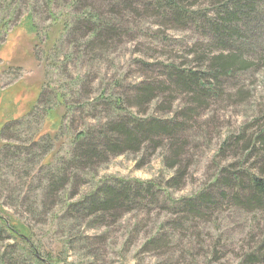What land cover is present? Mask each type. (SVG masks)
I'll list each match as a JSON object with an SVG mask.
<instances>
[{"label": "rangeland", "instance_id": "obj_1", "mask_svg": "<svg viewBox=\"0 0 264 264\" xmlns=\"http://www.w3.org/2000/svg\"><path fill=\"white\" fill-rule=\"evenodd\" d=\"M169 1L185 12H158L155 0H0V214L31 226L45 258L264 264V207L247 182L264 179V0ZM173 69L205 86L178 83ZM130 116L167 123L160 145L94 158L67 198L103 182L156 187L94 228L54 219L65 206L39 189L45 171L68 161L79 132ZM201 192L194 207L181 202Z\"/></svg>", "mask_w": 264, "mask_h": 264}, {"label": "trees", "instance_id": "obj_2", "mask_svg": "<svg viewBox=\"0 0 264 264\" xmlns=\"http://www.w3.org/2000/svg\"><path fill=\"white\" fill-rule=\"evenodd\" d=\"M155 6L158 12L170 7L176 16L185 12L176 3H172L169 0H155ZM233 59L231 57L224 60L227 63H219L214 68L215 71L217 70V73H219L224 72V70H230ZM172 71V76L182 85L188 86L189 83H195L202 87L205 86L203 85L204 83H201V80L204 79L201 75L199 76L193 72L192 74H186V72L179 69H173ZM145 89L149 90L148 88ZM167 127V123L154 118L141 119L130 116V119L128 117L116 120L111 119L104 122L100 128L94 131L79 132L72 141L73 149L68 161H64L63 158L60 159L57 164L45 171L44 176L38 183L40 190L52 191L53 194L57 192V199H60V203L63 202L62 205L65 206L64 211L55 215L54 219L70 223L72 227L75 220H82L86 222L87 227L94 228L102 225L111 211H113V216L118 217L117 213L122 212L124 206L133 205L136 203L137 197L140 198L142 193H149L150 189L156 187V183L152 180L145 182L136 180V186L134 187L129 182L124 184H107L103 182L97 184L92 191L76 200L67 198L70 190L68 186L73 185L77 171L86 169L84 166L91 164L94 158L103 156L102 159L106 160L113 154L125 151H139L147 140L152 142L156 148L160 145L156 139L161 138L166 133ZM7 146L8 144L4 147L3 153H8L9 148ZM79 163H82V165ZM69 166L73 167L74 170L68 171ZM168 167L174 168V165L170 164ZM178 177L179 175L176 173L166 183L175 185ZM232 177L238 183H241L245 178L244 174H240V172H234ZM247 182H249L248 193L252 197L251 200H255L261 204V207H264V179L252 174L247 176ZM201 196H203V192L193 198L182 199L181 202L191 208L195 206L193 203L196 198H201ZM15 216L14 213H6L5 218L0 214V264H21L23 258L27 256L35 264L60 263V261L54 262L49 254H47L46 258L42 255L43 252L39 250L38 245H35L31 239V226L29 228V225L21 222L19 218L15 219ZM4 237L8 241L6 244H4ZM67 241L69 242V239ZM20 248L23 251L21 253L19 252ZM62 262L65 261L61 260Z\"/></svg>", "mask_w": 264, "mask_h": 264}, {"label": "water", "instance_id": "obj_3", "mask_svg": "<svg viewBox=\"0 0 264 264\" xmlns=\"http://www.w3.org/2000/svg\"><path fill=\"white\" fill-rule=\"evenodd\" d=\"M60 264H69V263H66V262H62V263H60Z\"/></svg>", "mask_w": 264, "mask_h": 264}]
</instances>
